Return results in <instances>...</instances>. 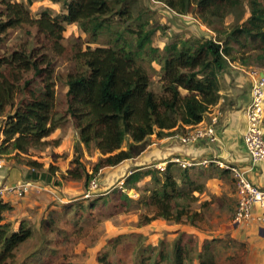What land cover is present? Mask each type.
<instances>
[{"label":"trees","instance_id":"obj_1","mask_svg":"<svg viewBox=\"0 0 264 264\" xmlns=\"http://www.w3.org/2000/svg\"><path fill=\"white\" fill-rule=\"evenodd\" d=\"M49 1L60 3L65 12L52 15L46 9L33 17L22 2L0 0V155L19 161L30 150L57 147L59 139H46L69 124L77 140L71 167L60 178L83 182L85 188L102 169L138 157L150 144L151 135H182L185 128L200 124L218 103L220 77L232 63L248 67L250 55L258 53L257 62L264 65V0H154L177 15L192 13L215 33L214 38L175 40L161 50L152 46L154 29L148 27L142 14L134 15L138 0ZM229 17L232 20L227 23ZM72 24L87 35L86 43L63 44L66 26ZM15 32L24 38L14 40ZM101 34L109 37L107 45L90 47ZM57 57L73 63L65 75L61 109L56 95ZM153 61L160 66L159 92L150 88ZM82 149L89 155L97 153L89 170L80 159ZM24 165L29 169V181L59 185L53 180L56 166L43 170L35 160ZM171 165L175 164H168L164 172L133 171L120 188L110 191L114 207L128 212L132 205L143 206L138 226L156 219L189 225L201 222L203 212L193 210L192 204L196 201L193 192H202L203 185L192 179L187 169L177 166L172 170ZM145 175H150L151 185L141 190L137 183ZM131 189L140 191L138 200L123 192ZM67 205L64 209L74 206L73 213L83 209H76L78 204ZM9 210L0 202V264H14L19 247L36 233L28 220L15 229L4 217ZM56 213L55 208L47 209L39 223L40 245L20 264H32L46 251L47 230L57 227L51 217ZM79 232L75 230L73 235L78 238ZM172 241L169 254L160 243L157 258L161 262L220 264L211 248L214 240L204 243L201 250L192 245V238L184 239L183 235ZM97 261L114 264L106 253ZM224 263L243 264V260L233 254ZM139 264L145 262L141 259Z\"/></svg>","mask_w":264,"mask_h":264},{"label":"crops","instance_id":"obj_2","mask_svg":"<svg viewBox=\"0 0 264 264\" xmlns=\"http://www.w3.org/2000/svg\"><path fill=\"white\" fill-rule=\"evenodd\" d=\"M11 1L22 2L28 10V6L32 2V0ZM47 2L50 3L51 1L46 0V6L48 5ZM43 10H46V8H42L39 13ZM64 12L62 8L58 14ZM52 15L56 14L52 13ZM200 28L204 29L202 25H200ZM242 72L246 73L247 76ZM261 74L264 75V72H261ZM220 83L218 103L209 110L200 122L201 125L207 124L210 117H217L215 128L217 141L215 143L200 140L193 144H183L180 140V132H172L163 137L151 135L150 144L138 157L125 160L114 167L102 169L101 173L104 174V179L100 180L99 185L103 187L107 182L116 181L117 188H120L124 179L133 171L152 170L155 169V166H161L165 170L167 165L171 164V160L178 157L192 161L195 164L207 160L237 166L246 171V177L252 184L264 190V162L250 169L242 140L246 124L243 111L250 102L252 81L248 76V72L231 64L226 73L220 77ZM57 137L61 139V142L57 147H53L54 155H61L64 151L71 154L70 146L77 140V133L70 128L67 133H63L61 129H56L47 140H53ZM2 140L3 136L0 132V144ZM2 157L4 164L0 166V188L21 181H29L24 180L29 170L26 165L13 158ZM57 159L61 160V158ZM69 161L70 159L66 163H52L58 166V171L55 173L56 177H53V180L56 179L61 183L59 187L58 185L45 186L41 181H30L31 185L22 197H17L11 193L0 195V202L10 207L8 212H4L5 220L11 222L16 229L20 222L26 220L32 222L34 216H42L50 207L56 209L60 205L69 204L70 201L67 197H70L71 194L82 193L83 182L62 180L60 178L71 167ZM177 168V166L171 165L172 170ZM223 170L225 169L219 168L214 163H209L206 166L194 165L187 168L190 177L198 184L203 185L202 192H193L196 201L192 204L193 210L203 212L201 222L189 225L156 219L145 226L136 224L137 233H147L148 230L153 229L157 235L156 237L171 241L179 235H183L185 239L192 238L193 245L198 250H201L204 243L214 240L211 248L218 254V261L223 262L222 264H225L224 259L226 257L233 254L240 255L243 264H264V222L255 219L244 225L233 223L232 217L236 207L235 186L230 173L228 171L222 172ZM150 185V175H145L137 183V188H148ZM123 192L134 201L137 200L135 197L138 196L139 198V195L133 189L123 190ZM107 193L102 194V202L107 201V197L104 198ZM59 195L62 197L60 198ZM201 205H204V207L202 208ZM117 209L114 207V210ZM129 212H122L121 214ZM259 215L260 209L255 206L253 217L257 218ZM216 240L217 243H215Z\"/></svg>","mask_w":264,"mask_h":264},{"label":"rangeland","instance_id":"obj_3","mask_svg":"<svg viewBox=\"0 0 264 264\" xmlns=\"http://www.w3.org/2000/svg\"><path fill=\"white\" fill-rule=\"evenodd\" d=\"M245 1L246 0H244V2ZM45 2L46 0H32L31 5L28 6L30 14L35 17L42 8H46L51 14L57 15L62 9L61 4L58 2H47V6ZM133 10L134 15H136L137 12L142 14V18L148 22V27L154 29L152 46L159 50H161L165 44L175 40L215 37V33L210 31V29L202 24L192 13L177 15L163 4L157 3L154 0H138L133 6ZM231 20L232 18L229 17L226 22L230 23ZM200 25H202L204 29L200 28ZM13 38L18 41L24 37L20 32H15ZM108 40L109 37L106 34H101L96 42L89 45L92 48L97 45L104 46L107 45ZM85 41H87V35L83 33L77 25L72 24L66 26L63 41L65 46ZM257 54L258 53L250 55L251 65L248 67L241 66L238 62H234L232 65L246 72L251 70L264 72V65H260L261 63L257 62ZM72 67L73 63L69 59L63 57L55 58L56 95L60 109L63 108L64 94L66 92L65 75ZM151 67L152 70H149L151 75L150 88L154 92H159L160 86L158 79L160 66L157 62L153 61L151 62ZM242 74L246 75V73L243 72ZM69 128L72 129L71 125L64 124L61 130L63 133H67ZM57 139L61 142V139L58 137L53 140ZM74 143L75 141L70 146L71 154L64 151L61 155H54L52 150L53 147L48 146L40 150H30L28 155H21L18 160L22 164H25L26 161L29 160H35L43 165V170L49 165L58 164L59 162L66 163L68 159H70L68 163L71 165L70 162L74 156ZM82 153L80 159L86 168L90 169L92 164L96 161L97 153L92 152L89 155L84 149H82ZM57 158H61V160ZM56 167L58 168V166ZM27 174L24 180H29ZM103 175L104 174L100 171L95 177L97 182L96 188L91 189L90 184L86 188L83 185L82 193L71 194L70 197H67L70 201L68 205H72L73 203L78 204L76 209L78 206H83V209L78 210V213H73L74 206H69V208L64 209L65 205H60L55 209L57 213L51 217L54 219V222L56 221L55 226L57 227L53 229L52 232L47 230L46 239L48 241L45 245L46 251L43 255L39 256V260L33 261L32 264H99L97 258H101L105 253L107 259L114 264H139L141 259L145 264H170L169 260L161 262L157 258V253L160 249V243L162 242L164 251L169 254L173 241L156 237L157 235L153 229L148 230L147 233H137V216L140 213H144L145 208L143 206L136 207L132 205L128 210L130 212L126 214H121L123 212L122 208L114 210L116 201L109 192L117 188V182H107V184L101 187L99 182L102 178L104 179ZM55 177L56 176H54V178ZM42 183L45 186H56L54 183ZM60 185L61 183L59 182L58 187ZM139 189L142 190V188ZM106 192L109 194L107 193V195L104 196V198L107 197V201L104 203L102 202V194ZM136 194L140 197V191L136 192ZM59 196L60 198L62 197L61 195ZM135 199L138 200V196L135 197ZM91 204H93L92 209L90 208ZM78 209H80V207ZM46 214L47 210L42 216L36 215L33 221H30L36 231L35 236L19 247L16 252L14 264H20L24 257L28 256L29 253H32L40 245L41 232L39 223L40 219L44 215L46 216ZM75 230H80L78 238L73 235V231L75 232ZM119 236H121V238L117 242L108 244L109 240H113ZM96 255L97 258L95 259ZM222 263L223 262L220 264Z\"/></svg>","mask_w":264,"mask_h":264},{"label":"built area","instance_id":"obj_4","mask_svg":"<svg viewBox=\"0 0 264 264\" xmlns=\"http://www.w3.org/2000/svg\"><path fill=\"white\" fill-rule=\"evenodd\" d=\"M252 81L250 88V102L243 111L245 117V130L242 136L243 145L247 154L250 169L264 162V75L260 71H248ZM217 117L212 116L207 124H198L194 127L185 128L181 135L183 144H193L197 141L215 143ZM181 169H187L194 165L206 166L209 163L216 164L219 168L227 170L234 182L236 194V207L233 213L232 221L236 225H244L253 220L264 222V190L256 187L246 177V171L243 169L225 165L218 161L203 160L198 164L175 157L171 160ZM4 164L3 157L0 155V166ZM155 169L162 172L161 166H155ZM90 188L97 187V182L93 179ZM31 185L30 181H21L14 185L0 188V195L11 193L17 197L24 196ZM257 206L260 209V215L253 217V208Z\"/></svg>","mask_w":264,"mask_h":264}]
</instances>
